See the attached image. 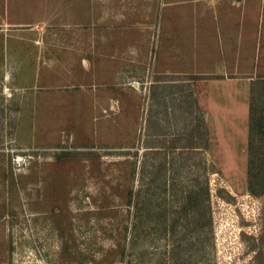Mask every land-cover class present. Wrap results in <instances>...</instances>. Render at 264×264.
Here are the masks:
<instances>
[{"label":"rangeland","instance_id":"rangeland-1","mask_svg":"<svg viewBox=\"0 0 264 264\" xmlns=\"http://www.w3.org/2000/svg\"><path fill=\"white\" fill-rule=\"evenodd\" d=\"M126 33L132 34L130 38L133 35L141 38L144 49L152 30L134 29ZM10 35L9 41L39 38L36 31L28 29L10 31ZM27 50L31 49L26 46L23 52L19 50L22 58L28 55ZM1 54L0 62L4 59ZM34 58L30 57L32 62H27V71L22 67L20 74L32 71L37 64ZM98 78L103 83L111 81ZM22 81L28 83L32 79L24 76ZM8 84L11 87L13 82ZM8 84L0 79V92L6 93ZM209 87L206 91L211 94L203 96V101L213 115L210 122L213 147L208 142V149H204L208 139L195 141L200 149L193 153L199 160L207 161L209 170L214 166L221 174L212 171L208 174L214 233L211 245L197 249L195 261L250 264L254 253L249 249L252 242L249 237L260 234L259 218L264 205V200L248 192L251 85L233 81L215 82ZM109 97H117L121 103L112 108ZM30 98L32 102H25L18 113L15 102H7L5 95L0 96V264H98L95 258L103 260V264H128V259L134 264H159V261L173 264L166 261L168 255H164L165 242L160 234L151 229L157 217L149 224L140 225L142 241L137 251H133L135 255L123 261L117 251L126 235L125 215L128 214L121 190L128 186L144 189L149 179V173L142 172L143 158L148 152L145 141L159 147L163 146L159 142L178 137L171 134L157 137L152 135L156 128L148 129L156 107L145 84L128 80L125 90L74 91L59 94L54 100L44 94ZM168 120H164L167 125L173 124L172 119ZM183 121L180 119L184 132L181 140L185 142L190 137L187 132L190 133L196 121L187 126L188 122ZM209 129L205 125L206 138ZM172 130L173 126L167 128ZM58 146L98 148L103 154L102 166L88 161L58 166L53 158ZM17 154L23 156V166L16 162ZM153 156L163 157V154ZM204 178L205 175L201 177ZM172 192L169 189L167 197H155L154 202L173 204ZM104 205L112 207L115 213L100 214ZM64 206L69 211L61 214L65 229L61 234L53 213ZM64 243L69 244L70 254L62 257ZM140 249L147 250L145 256ZM80 253L84 254L85 261ZM70 255L74 258H68ZM149 258L152 260L148 261Z\"/></svg>","mask_w":264,"mask_h":264},{"label":"crops","instance_id":"crops-1","mask_svg":"<svg viewBox=\"0 0 264 264\" xmlns=\"http://www.w3.org/2000/svg\"><path fill=\"white\" fill-rule=\"evenodd\" d=\"M148 28L144 49L141 38L126 33ZM20 29L36 31L39 38L9 41L10 31ZM1 38L0 79L13 84L0 96L15 102L18 113L32 102L31 95L54 100L74 91L125 90L128 80H139L156 107L148 123V129L156 128L152 135H182L180 119L187 126L204 118L209 137L204 130L195 141L208 139L211 147L213 115L203 101L211 94L209 84L236 81L250 87L264 77V0H0ZM26 46L31 50L22 58ZM33 56L36 66L20 74ZM24 76L32 81L23 83ZM108 101L112 108L121 103L117 97ZM145 142L147 149L164 147Z\"/></svg>","mask_w":264,"mask_h":264},{"label":"trees","instance_id":"trees-1","mask_svg":"<svg viewBox=\"0 0 264 264\" xmlns=\"http://www.w3.org/2000/svg\"><path fill=\"white\" fill-rule=\"evenodd\" d=\"M193 79L203 78L193 77ZM249 123L248 192L252 197L264 200V77H258L251 83ZM204 130V118H199L190 130V137L187 141L183 142L182 135H178V137L172 138L170 143L164 141V147L161 149H147L148 152L144 155L142 166V172L149 173L147 185L144 189L128 186L121 190L125 199V207L128 209V214L125 215L127 219L125 220L126 235L123 242L120 241L117 247L123 261H126L129 256L135 255L133 251H137L141 244L140 225L149 224L155 219L154 217H157L158 221L151 229L156 230L160 234V239L165 242L163 252H165L164 255H168V259L166 256L163 258L167 259L166 261L173 264H198L195 261V254L199 251L197 249L202 247L204 249L211 245L214 220L208 174L210 171L221 174V171L214 166L209 170L206 160H199L194 156L195 136ZM57 148L53 158L58 166L85 161L97 167L102 166L103 154L98 148L93 146H74L73 148L58 146ZM204 149H208V141ZM159 154H163V157L153 156ZM203 175L205 178L201 179ZM186 180L188 182H185ZM169 189L173 191L171 194L175 199L172 201L173 204L169 205L164 201L159 204L157 201L154 202L155 197L159 198V196L165 195ZM158 191L161 192L158 193ZM165 196L167 197V195ZM229 197L232 198V196ZM175 203L178 204L175 205ZM67 211H69L68 206H64L58 213H53V219H56L55 223L61 234L65 230L61 214L68 213ZM114 213L115 210L108 205H104L100 209L102 215L112 216ZM259 224L260 234L249 237L252 240L249 249L254 253L250 264H264V205ZM68 250L69 244L64 243L62 257L70 254ZM139 251L143 256L147 253V250L140 249ZM80 257L85 261L83 253H80ZM68 258H74V255H70ZM151 260V258L148 259V261ZM94 261L103 264V260L95 258ZM127 262L134 264L131 259H128ZM158 263L162 264V261Z\"/></svg>","mask_w":264,"mask_h":264},{"label":"built area","instance_id":"built-area-1","mask_svg":"<svg viewBox=\"0 0 264 264\" xmlns=\"http://www.w3.org/2000/svg\"><path fill=\"white\" fill-rule=\"evenodd\" d=\"M35 45H38V43H36ZM16 162L19 164V165H21V166H23V164L25 163L24 162V158H23V156H21V155H16Z\"/></svg>","mask_w":264,"mask_h":264}]
</instances>
